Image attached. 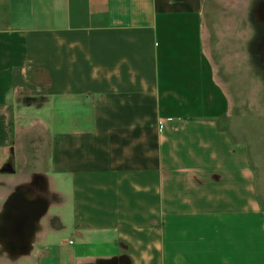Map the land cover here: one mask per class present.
Listing matches in <instances>:
<instances>
[{
  "label": "crops",
  "instance_id": "crops-1",
  "mask_svg": "<svg viewBox=\"0 0 264 264\" xmlns=\"http://www.w3.org/2000/svg\"><path fill=\"white\" fill-rule=\"evenodd\" d=\"M210 37L203 0H0V264H257L256 126Z\"/></svg>",
  "mask_w": 264,
  "mask_h": 264
},
{
  "label": "rangeland",
  "instance_id": "rangeland-1",
  "mask_svg": "<svg viewBox=\"0 0 264 264\" xmlns=\"http://www.w3.org/2000/svg\"><path fill=\"white\" fill-rule=\"evenodd\" d=\"M203 6L210 30L211 46H214L213 55L219 64L223 60L221 68L224 70V75H221L228 87L233 104L232 119L242 121V125L248 123L256 126L253 127L252 132H256L253 136L257 141L258 189L264 211V58L259 53L260 45L264 43V20L260 17L261 9H264V0H242L241 2L238 0H203ZM248 7L251 10L249 21L255 22L257 26L256 52H252L248 43L251 35L245 22ZM253 9L256 11L255 15H253ZM245 129L241 128V130ZM1 193L3 194V191H0ZM40 194L48 203L56 200L54 193L51 198L49 197L50 199L47 191L40 192ZM55 211L54 208L50 209L51 214H55ZM255 225L252 226L249 221L246 223L242 220L238 231L241 235L248 232L256 234L259 239L260 230L257 222ZM257 243L258 248L254 253L250 238L243 241L241 236L240 243L238 245L236 242L232 243V248L242 258L246 256V260L254 259L255 255L258 264L262 259L259 254L264 251V245L259 241ZM1 258L0 262L3 260Z\"/></svg>",
  "mask_w": 264,
  "mask_h": 264
},
{
  "label": "water",
  "instance_id": "water-1",
  "mask_svg": "<svg viewBox=\"0 0 264 264\" xmlns=\"http://www.w3.org/2000/svg\"><path fill=\"white\" fill-rule=\"evenodd\" d=\"M20 201V202H19ZM19 205V203L22 205V208L20 207L19 210V216L20 215H32L33 217L41 215L45 210V204L40 200H33L29 201L27 198H19L16 201H11V206H13V203H16ZM14 208V206L12 207ZM16 208V206H15ZM14 208V209H15ZM36 218V217H35Z\"/></svg>",
  "mask_w": 264,
  "mask_h": 264
},
{
  "label": "flooded vegetation",
  "instance_id": "flooded-vegetation-1",
  "mask_svg": "<svg viewBox=\"0 0 264 264\" xmlns=\"http://www.w3.org/2000/svg\"><path fill=\"white\" fill-rule=\"evenodd\" d=\"M249 6V5H248ZM255 9H256V7H255ZM255 9H253V15H255L254 13H256V11H255ZM262 11H261V15H260V17H261V20L263 19L264 20V9H261ZM250 12H251V10L249 9V7L247 8V10H246V20H245V22L247 23V28H249V30H250V33H251V35H250V37H249V39H248V43L250 44V48L252 49V52H256V47H257V45H256V39H257V37H256V32H257V26H256V23L254 22V23H251L250 21H249V14H250ZM254 37H255V39H254ZM261 48H260V54L263 56V58H264V43H262L261 45Z\"/></svg>",
  "mask_w": 264,
  "mask_h": 264
},
{
  "label": "built area",
  "instance_id": "built-area-1",
  "mask_svg": "<svg viewBox=\"0 0 264 264\" xmlns=\"http://www.w3.org/2000/svg\"><path fill=\"white\" fill-rule=\"evenodd\" d=\"M69 244H72V242H71V241H69Z\"/></svg>",
  "mask_w": 264,
  "mask_h": 264
}]
</instances>
